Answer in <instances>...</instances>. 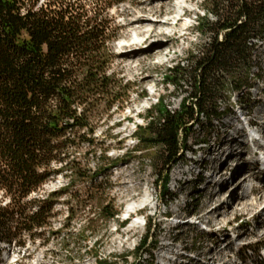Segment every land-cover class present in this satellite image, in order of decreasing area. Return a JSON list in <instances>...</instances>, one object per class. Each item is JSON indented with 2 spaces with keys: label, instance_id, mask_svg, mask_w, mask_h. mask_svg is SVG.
<instances>
[{
  "label": "rangeland",
  "instance_id": "1",
  "mask_svg": "<svg viewBox=\"0 0 264 264\" xmlns=\"http://www.w3.org/2000/svg\"><path fill=\"white\" fill-rule=\"evenodd\" d=\"M141 1L109 0L106 12L117 33L109 73L122 81L128 97L93 123L99 145L91 149L86 142L72 156L81 162L77 172L58 174L32 193L29 202L72 183L67 193L55 197L50 225L35 230V239L21 231L1 244L0 264H264V212L254 218L264 208V177L247 178L251 165H262L264 171V39L256 40L247 85L238 91L227 82L214 119H187V143L193 150L160 177V148L141 145L139 138L149 133L152 113L166 107L189 112L193 81L176 88L167 81L169 69L192 71L193 59L211 36L206 25L217 16L211 13L210 0L183 3L194 11L181 14L176 36L171 24L158 28L172 36L161 37L164 46L159 50L148 52V37L139 39L142 46H122L118 40L136 35V17L144 14ZM168 1L159 18L176 24L173 14L183 4ZM182 23L189 29L183 30ZM148 27L145 23L142 30ZM138 60L139 69L129 71ZM93 177L97 182L92 186ZM244 189L249 190L244 204L256 203L247 212L231 196L234 190L242 196ZM217 190L219 195L212 196ZM218 201L225 202L222 214L207 215ZM8 202L0 188V206ZM108 204V210H119L111 220L100 214V207ZM210 218L215 222L209 223Z\"/></svg>",
  "mask_w": 264,
  "mask_h": 264
},
{
  "label": "trees",
  "instance_id": "2",
  "mask_svg": "<svg viewBox=\"0 0 264 264\" xmlns=\"http://www.w3.org/2000/svg\"><path fill=\"white\" fill-rule=\"evenodd\" d=\"M210 2L217 21L207 23L211 36L192 71L175 67L167 76L176 88L191 79L194 91L188 96L194 103L186 115L168 107L152 113L149 133L139 138L141 145L160 148V177L193 150L187 119H214L227 82L238 91L247 85L256 40L264 39V0ZM110 5L109 0H0V188L9 197L0 206V259L2 243L21 231L35 239L50 225L55 197L72 183L46 198L29 202L30 196L54 176L77 172L81 162L72 156L86 142L91 149L99 145L93 123L128 97L122 81L109 73L115 58L111 43L117 39L106 14ZM96 182L93 177L92 186ZM109 204L100 207L106 220L119 214L114 206L108 210Z\"/></svg>",
  "mask_w": 264,
  "mask_h": 264
},
{
  "label": "bare ground",
  "instance_id": "3",
  "mask_svg": "<svg viewBox=\"0 0 264 264\" xmlns=\"http://www.w3.org/2000/svg\"><path fill=\"white\" fill-rule=\"evenodd\" d=\"M193 1H195V0H175V2L178 3V4H183V3L185 4L187 2L188 3H193ZM157 2H161V4H159V3L157 4ZM141 3L143 4V6H142V8L140 10L144 14H143L142 17L141 16H137L136 17L137 25H135V28H134V31H133L134 33H136V35H134L135 37L134 38L132 37L131 38L132 40L130 39L129 41L125 37V38H122V39L118 40L117 43H119L122 46H124V45L128 46L130 44H139V46L140 45L142 46V43L138 42L139 39L141 37H144L143 40H142V41H144L148 37L149 39L152 40V44L148 47V49H149L148 52H151L153 50H159L161 48V46H164V43H162V41H161V37H172V36H176L178 34L177 33L178 22L179 21H183V18H182L181 13H180V9L181 8L183 9L184 13L187 14V15H191V13L194 11L192 8H188V7L185 8L186 4L185 5L183 4L184 7H183V5H180V8L177 9L174 12V14H173L174 20L177 21L176 24H174V22H169L168 20L163 21L162 19L159 18V14L165 12V10H167V8H169L168 6H170V2L168 0H142ZM145 23H147L149 27L147 28V30H142V26ZM165 23L167 25L171 24L170 27H173V32H174L173 34L174 35L168 36V35L165 34L164 31H160L158 29L161 26H165L166 25ZM181 27L183 28V30H188L189 29L187 27L186 23H184V24L182 23ZM141 34L143 36H141ZM126 41H128V42H126ZM125 42L127 44H125ZM140 65H141V62H140V60H138V64L135 67L134 66L133 67L132 66H128V70L129 71H133L134 69L138 70ZM219 192H220V190L219 191L218 190L215 191L212 196L219 195ZM248 194H249V190L248 189H244L242 196L240 195L239 191H237V190H234V192L231 194L232 198H234L232 200H234L235 203L237 202L239 205H242V208H241L242 212H247V211L251 210L252 206H255V204H256V203H253V202L249 204L250 206L247 205V204H244V200H242V199L245 196H247ZM224 203L225 202L218 201L217 204L215 205V207H213L212 209H210L207 212V215H209L211 213H215V212H219V215L222 214V213H220L221 212L220 210L223 208ZM140 205H142V203H140L139 205L134 206L132 208H136V207H138ZM230 208H231V205L229 204L228 209H230ZM225 212H227V210H225ZM263 212H264V208L261 209L254 216V218H256L258 215L261 216V213H263ZM204 217H206V216H204ZM208 222L209 223H213V222H215V220L213 218H210L208 220ZM262 224L264 226V221L262 222ZM129 233H130L131 236H134L136 234V227L131 229L129 231ZM173 251H175V250H173ZM213 251H215V250H212V252ZM225 256L229 257L228 254H226Z\"/></svg>",
  "mask_w": 264,
  "mask_h": 264
}]
</instances>
